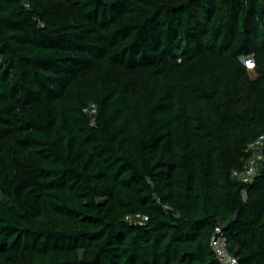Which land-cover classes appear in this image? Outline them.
Returning <instances> with one entry per match:
<instances>
[{"label":"trees","instance_id":"16d2710c","mask_svg":"<svg viewBox=\"0 0 264 264\" xmlns=\"http://www.w3.org/2000/svg\"><path fill=\"white\" fill-rule=\"evenodd\" d=\"M260 136L264 0H0V264H264Z\"/></svg>","mask_w":264,"mask_h":264},{"label":"built area","instance_id":"2783aa9c","mask_svg":"<svg viewBox=\"0 0 264 264\" xmlns=\"http://www.w3.org/2000/svg\"><path fill=\"white\" fill-rule=\"evenodd\" d=\"M89 113H94V107L91 106ZM264 136H260L253 141L246 150L248 158L244 162V166L241 170L232 171L231 177L241 181L244 184H249L253 181V177L257 171L258 165L262 159V144ZM126 220L134 225H142L147 221V217L143 215L127 216ZM221 230L216 227L214 233L209 241V247L213 252L215 260L218 264H238L236 259L229 252V248L225 242Z\"/></svg>","mask_w":264,"mask_h":264},{"label":"rangeland","instance_id":"374dc122","mask_svg":"<svg viewBox=\"0 0 264 264\" xmlns=\"http://www.w3.org/2000/svg\"><path fill=\"white\" fill-rule=\"evenodd\" d=\"M241 61L248 67L252 66L251 60L249 58H242Z\"/></svg>","mask_w":264,"mask_h":264}]
</instances>
